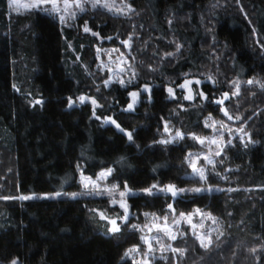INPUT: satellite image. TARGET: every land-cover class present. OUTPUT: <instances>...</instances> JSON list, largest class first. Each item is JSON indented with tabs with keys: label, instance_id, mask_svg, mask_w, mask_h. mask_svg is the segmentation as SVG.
I'll list each match as a JSON object with an SVG mask.
<instances>
[{
	"label": "trees",
	"instance_id": "16d2710c",
	"mask_svg": "<svg viewBox=\"0 0 264 264\" xmlns=\"http://www.w3.org/2000/svg\"><path fill=\"white\" fill-rule=\"evenodd\" d=\"M126 4L127 15L88 5L61 23L36 8L10 12L0 0V264H134L147 248L133 225L152 214L171 223L197 209L216 218L203 220L204 233L212 230L209 247L181 223L184 235L163 243L184 255L154 244L151 264H264V0ZM106 53L125 59L115 77ZM186 79L200 80L193 93L207 99H184ZM133 92L139 95L128 110ZM222 108L240 119L228 120ZM209 117L244 132L223 130L214 164L198 161L201 180L188 158L203 156L193 134L221 130L205 127ZM176 131L184 139L160 142ZM107 169L109 183L133 193L118 233L99 213L116 218L124 210L108 194L87 191L80 178ZM152 185V194L143 191ZM168 185L185 191H160Z\"/></svg>",
	"mask_w": 264,
	"mask_h": 264
},
{
	"label": "snow or ice",
	"instance_id": "6c2138e0",
	"mask_svg": "<svg viewBox=\"0 0 264 264\" xmlns=\"http://www.w3.org/2000/svg\"><path fill=\"white\" fill-rule=\"evenodd\" d=\"M85 0H34V2L30 5L31 8H41L42 11H51V12H65L67 16L61 15L60 21L61 23H65L66 19L71 20L74 19L76 16V12L72 11V8L75 7L76 9L83 11V4ZM92 6L95 8L98 5L108 9L109 11H115L118 14L127 15L128 12H130L132 9L130 6H127V10L125 8L115 7L114 6V0L113 3H109L108 0H103V3L101 0H91ZM45 4H51V9H44L42 5ZM84 31L88 32L89 29L85 25ZM95 35V33H94ZM126 45L128 44L127 41L124 42ZM179 47V46H178ZM115 51V50H114ZM171 55V54H168ZM123 71V69H121ZM211 79V77H209ZM110 81H105V86L108 85ZM130 82V81H129ZM120 83L123 85L124 81H120ZM195 83L196 85H199L201 83L200 80H189L186 79L185 82L181 85H179L180 88L186 89L187 94L185 95L184 99L186 100H192L194 98V95H199L204 99H207V97L204 95L203 92L193 93L191 85ZM248 84L257 83L254 80L247 81ZM261 87L264 88V84H261ZM148 88L145 86V91H147ZM168 93L170 96H174V89L168 88ZM139 95V93L133 92L130 93V96L132 97V103L128 105V110H131L136 103V98ZM233 96L239 95V83L236 82V91L232 93ZM229 95L227 93L224 94L223 98L218 100V104H223L224 100L228 99ZM80 101L83 103L85 101V97H80ZM70 101V106H71ZM93 104H95V100L92 101ZM224 115L228 118V120L233 119H240V117H233L228 113L227 109L222 108L221 109ZM211 123L206 122L205 127H210L213 129V131H219L220 129H227L229 132H231V129L227 128V125H225L223 122L212 120L211 117L208 118ZM112 123H115V121H112ZM219 126V128H218ZM117 128H119V125H117ZM122 130V129H121ZM165 132L169 131V128L167 124L165 125ZM238 132H244L243 128H240L237 130ZM244 135H247V133H244ZM129 140L132 139V134L128 133ZM184 139V134L180 131H176L175 136L172 139L169 140H163L160 141L161 143H172L175 140H181ZM192 139L196 142L200 143L201 145L209 144V145H217L219 148V144L221 141H218L215 138H209V137H198L193 134ZM228 143H231V140L228 141ZM221 150H218L215 152L216 156H219L221 154ZM189 164L193 170V175L199 176L201 180L206 179L205 176V169L203 167H198V161L200 159H203L206 161L207 164L213 165L214 161L212 159L211 149H209V154L203 155V156H195L193 158L192 154H189ZM112 174V169H107L106 171H103L99 173L95 180H93L90 177H84L83 174L81 175V180L83 187L85 189H90L91 193H95L96 195L101 194H108L110 197H112L110 203L114 205H119L120 208L124 210L123 216H118L116 218H109L104 213H99L101 219L106 220L111 227L108 229L111 233H118L121 228V224L126 222L129 217L131 216V213L129 212V206L126 202V197L133 194L132 190L127 187V185L124 186V190L120 191L118 185H112L111 187H101V184L99 182L105 181L110 175ZM156 189V185H152L148 189H144L143 191L147 192L148 194H152L153 190ZM160 191L171 193L173 197H176L180 193L184 192L185 189H177L174 185H168L163 189H160ZM191 191L199 192L201 191L200 188L192 189ZM118 192L119 199H116L115 194ZM90 194V193H86ZM56 195H60V193H57ZM73 197L76 195H79L78 193H73ZM29 197H22V199H28ZM169 211L173 213L174 215V209L171 204L168 205ZM147 215V214H146ZM193 216H199L201 217V221L199 224L193 223ZM208 219L211 220L214 224L216 223V218L211 216V214H206L201 212L199 209L195 210L194 213L190 214H184L180 213L178 218L172 219L171 223H169V217L166 215L164 217H157L155 214H152V219L149 221V223H146L144 225H133L132 227L134 229L139 230L143 233L141 236V242L143 245L146 246L147 250L143 253V259L139 262H134V264H151V260L154 259V257L151 256V254L155 251L154 243L156 245H159V250L163 252L171 251L174 254H179L180 256H183L185 253L184 249H178L173 248L170 244H164L163 239L166 237L168 240H176L179 236H183L184 233L178 231L180 228L181 223H186L191 226L193 235L196 237V239L199 241L200 246L202 248L207 249L209 245L212 243L211 238V231L209 230L208 234H205L203 231H200L199 229H203L204 224L203 220ZM219 239V237H217ZM140 246H134L132 249H130L125 255H131L132 253H136L139 251ZM12 264H17L16 260L12 261Z\"/></svg>",
	"mask_w": 264,
	"mask_h": 264
},
{
	"label": "rangeland",
	"instance_id": "374dc122",
	"mask_svg": "<svg viewBox=\"0 0 264 264\" xmlns=\"http://www.w3.org/2000/svg\"><path fill=\"white\" fill-rule=\"evenodd\" d=\"M34 2V0H8V8H9V11L10 12H19V11H23V10H26V9H30V5ZM101 2L103 3V0H101ZM109 3H113V0H108ZM127 0H114V6L115 7H120V8H125L127 6ZM88 5H92V2L91 0H85L84 4H83V8H86ZM99 6V5H98ZM42 7L44 9H51V4H45V5H42ZM32 9V8H31ZM36 9H40L41 8H36ZM72 11L76 12V15L81 12L80 10L76 9L75 7L72 8ZM45 12H50V13H53V14H56L57 17L60 18L61 15H64V16H67V14L63 11L61 12H51V11H45ZM70 20H67L66 19V22H69ZM108 62L105 64V66L108 69V71L110 72V74L112 73V76L115 77L116 75H118L120 72H121V69H125V65H124V61L125 59H122L121 57L119 56H114L113 54L111 53H106V57H105ZM109 63V64H108ZM236 82H240V79H237L235 80V84ZM223 130L224 129H221L218 133H216L215 135H207V136H204V137H209V138H215L217 139L218 141H221L219 146H221V143L223 141ZM229 132V131H228ZM238 132L234 131L232 132H229V134H236ZM240 133V132H239ZM241 134V133H240ZM217 148V145H209V144H204L203 145V148H202V155H207L209 154V149H211V154L215 153V150ZM213 156V155H212ZM198 167H202L199 163L197 164ZM103 171H106V170H103ZM101 171V172H103ZM101 172H98L97 175ZM97 175L95 176H88L90 178H92L93 180L96 179ZM84 177H87L85 175H83ZM81 178V177H80ZM82 182V180H81ZM101 184V187H111L113 184L109 183L108 182V179H106L105 181H102V182H99ZM83 185V184H82ZM84 188V187H83ZM87 191L91 192L90 189H86ZM28 195V196H27ZM118 192L115 194V197L116 199H119L118 197ZM31 196H34L33 194H23L21 195V198L22 197H31ZM40 197H49L50 196V193H42L39 195ZM194 213V212H192ZM190 214V213H189ZM198 218V216H193V223H197L199 224L200 221H196ZM170 223V222H169ZM189 228H191V226L189 225ZM192 229V228H191ZM200 231H203L205 232L204 230L205 229H199ZM143 235V234H142ZM155 244V243H154ZM143 259V255L140 256L139 258H136V262H139Z\"/></svg>",
	"mask_w": 264,
	"mask_h": 264
}]
</instances>
